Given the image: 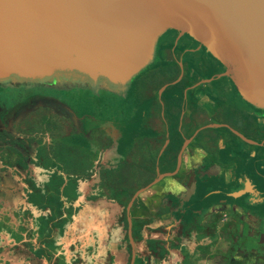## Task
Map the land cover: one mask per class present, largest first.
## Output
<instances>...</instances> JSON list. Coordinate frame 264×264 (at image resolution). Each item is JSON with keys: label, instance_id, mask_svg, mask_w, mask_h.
I'll return each instance as SVG.
<instances>
[{"label": "crops", "instance_id": "0c3cea01", "mask_svg": "<svg viewBox=\"0 0 264 264\" xmlns=\"http://www.w3.org/2000/svg\"><path fill=\"white\" fill-rule=\"evenodd\" d=\"M205 133L182 148L176 124L168 132L147 110L107 130L100 150L61 139L27 160L0 154V264H130L128 219L134 264H264V146ZM243 173L244 191L216 187ZM247 192L255 203L224 198Z\"/></svg>", "mask_w": 264, "mask_h": 264}, {"label": "water", "instance_id": "95a60500", "mask_svg": "<svg viewBox=\"0 0 264 264\" xmlns=\"http://www.w3.org/2000/svg\"><path fill=\"white\" fill-rule=\"evenodd\" d=\"M171 29L231 66L241 97L264 109V0H0V82L78 73L125 85Z\"/></svg>", "mask_w": 264, "mask_h": 264}, {"label": "flooded vegetation", "instance_id": "af4514ba", "mask_svg": "<svg viewBox=\"0 0 264 264\" xmlns=\"http://www.w3.org/2000/svg\"><path fill=\"white\" fill-rule=\"evenodd\" d=\"M78 90L86 91V96H79ZM147 110L160 115L168 132L170 124H176L182 148L211 129L226 130L242 150L264 146V109L241 97L232 67L187 33L171 29L159 39L152 63L125 85L115 87L104 79L94 82L78 73H61L50 80L1 81L0 152L6 153L5 161L27 160L38 151L36 139L43 135L55 143L70 139L73 148L93 152L102 148L107 130L130 123L136 113ZM166 149L160 156L163 160ZM242 176L232 185L216 187L224 196L240 193L251 180L246 173ZM251 189L259 191L258 185ZM224 198L226 203L233 201L232 206L236 201L253 204L256 199L249 192Z\"/></svg>", "mask_w": 264, "mask_h": 264}, {"label": "rangeland", "instance_id": "374dc122", "mask_svg": "<svg viewBox=\"0 0 264 264\" xmlns=\"http://www.w3.org/2000/svg\"><path fill=\"white\" fill-rule=\"evenodd\" d=\"M76 93L79 94V96L82 95H85L86 94V91H82V90H78ZM86 96V95H85ZM85 98V97H84ZM47 142H52L54 144V141L53 140H50L49 136L48 135H43L42 138H38L36 139V145H39L40 147L43 146L45 143ZM48 144V143H47ZM43 148V147H42ZM1 155H6V153H3V152H0ZM40 154V151L38 152H35L34 155H39ZM5 161V160H4ZM5 164V162H4ZM66 164H69V163H66ZM63 167L65 166L64 163L62 164Z\"/></svg>", "mask_w": 264, "mask_h": 264}, {"label": "trees", "instance_id": "16d2710c", "mask_svg": "<svg viewBox=\"0 0 264 264\" xmlns=\"http://www.w3.org/2000/svg\"><path fill=\"white\" fill-rule=\"evenodd\" d=\"M54 126H55V124H54ZM56 126H57V125H56ZM57 127H59V126H57ZM66 152L68 153V148H64V147H63V149H62V151H61V153H60L61 156L65 155ZM57 154L60 155L59 153H57Z\"/></svg>", "mask_w": 264, "mask_h": 264}]
</instances>
